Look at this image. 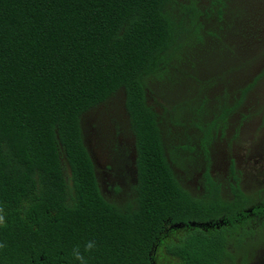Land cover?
<instances>
[{
    "label": "trees",
    "instance_id": "16d2710c",
    "mask_svg": "<svg viewBox=\"0 0 264 264\" xmlns=\"http://www.w3.org/2000/svg\"><path fill=\"white\" fill-rule=\"evenodd\" d=\"M227 8V0L210 10L203 0H0V264H79L72 250L83 252L87 241L96 244L84 253L87 264H156L170 223L192 226L169 247L175 264H236L229 244L252 200L237 188L231 200L218 191L194 197L174 171L188 149L177 137H188L193 123L204 126L210 94L183 120L176 112L184 107L164 106L155 92L188 37L201 43L217 32L212 19L224 20ZM261 78L243 85L242 101ZM119 95L124 116L115 101L108 109ZM222 110L223 118L234 111L229 103ZM91 113L118 131L124 122L133 135L125 205L106 199L99 185L85 142Z\"/></svg>",
    "mask_w": 264,
    "mask_h": 264
},
{
    "label": "rangeland",
    "instance_id": "374dc122",
    "mask_svg": "<svg viewBox=\"0 0 264 264\" xmlns=\"http://www.w3.org/2000/svg\"><path fill=\"white\" fill-rule=\"evenodd\" d=\"M214 1L203 0L204 10L212 9ZM227 5L224 20L220 21L217 16L213 17L217 20L212 19L218 22V31L210 33L201 43L195 41V36L188 37L192 39L190 46L180 55L181 61L177 68L157 84L155 92L158 94V101L164 106L184 107L176 112L184 120L191 117L193 108L207 94H210L209 98L215 105L218 101L216 96L222 91H231L236 95L237 89L241 90L247 81L249 83L253 78L262 76L239 111L242 112L240 115H245H242L244 120L247 116L251 118L249 124L246 125L247 122L244 121V127L241 128L239 115H234L229 123V137L232 138V134L241 130V148L250 151V146H254L256 142V146H264V55H261V52L264 53V0H227ZM204 23L207 24V21ZM207 29L211 31L212 25L207 24ZM245 59L252 61L247 70L242 67ZM154 98L152 94L151 100L154 101ZM114 101L120 105V112L124 116L122 97L117 96L111 104ZM229 105L232 108L236 103L233 101ZM113 107V104L109 105L108 109ZM212 110L213 106L208 105L201 113H211ZM92 115L93 113L87 115L84 133L85 142L98 171L99 185L106 199L125 205L130 201L129 193L134 183L132 173L136 151L133 135L122 121L123 130L118 131L115 124L103 121L98 114V117ZM97 123H101L103 128L92 127ZM259 153L263 154L260 151ZM184 165V171L177 170L181 184L187 189L184 180H188L191 187H198V181L201 180L198 177L200 170L192 176L188 173L194 166L191 167L188 162ZM261 182L260 180L258 184L247 180L249 187L253 189L251 192L260 188ZM116 187L122 190L118 196L112 193ZM250 244H247L250 249H264V232ZM161 257L162 259L157 257L156 264H163L162 260L167 259L165 254Z\"/></svg>",
    "mask_w": 264,
    "mask_h": 264
},
{
    "label": "flooded vegetation",
    "instance_id": "af4514ba",
    "mask_svg": "<svg viewBox=\"0 0 264 264\" xmlns=\"http://www.w3.org/2000/svg\"><path fill=\"white\" fill-rule=\"evenodd\" d=\"M226 92L229 97L224 96ZM242 92V90L237 89L236 95H234L231 91L224 90L216 96L218 103L216 102L215 105L214 103L212 104V100L209 97L207 98V106L211 107L212 105L213 110L211 113H206V116L205 113H202L201 116L203 120L205 118L208 119V124L205 123L206 119L204 126L201 127L197 126L196 123L190 124L191 126L186 131L188 137L183 134L177 137L178 141L181 140L188 145V149H183L179 152L176 162L177 166H175L174 171L178 176L177 170L184 171V167L186 168L184 164L187 162L191 167L194 166L191 168L192 170L189 169L190 173L188 174L193 176V174L198 173V169L200 170L198 177L201 180L198 181V187L196 185L193 188L188 184V180H184L187 183V189H185L194 197L206 198L210 192L215 193L218 191L222 199L231 200L234 198L233 190L237 188L240 193L252 200V204L243 210V213L239 215L236 221L237 231L235 237L230 241L229 248L235 256L236 264H264V249L258 251L255 250V247L250 249L247 246V244L251 245V241H256L264 232V146H256L258 143L256 142L254 146L253 144L250 146V151L241 148V130L232 134V138L229 137L231 129L229 123L235 117L234 115L240 116L241 128L244 127L242 124L244 121L248 125L251 119L247 116L244 120L243 116L245 115H240L242 112L239 111L246 104L249 97L247 96L246 100L242 101ZM233 101L236 106L230 108L234 111L229 113L228 117L223 118L222 108L225 104H230ZM211 128L212 130H209ZM242 147L245 148V146ZM259 151L263 154H260ZM221 159L223 162H221ZM132 175L134 182L135 173L133 172ZM247 180H252L253 183L257 182L258 184H260L261 180L260 188L255 192H251L253 189L249 187ZM191 227L190 224H167L165 231L161 233L159 246L154 250L156 260L157 257L162 259L161 256L165 254L167 259L162 260L163 264H175L176 258L170 254L169 247L173 242H178L183 236L188 234ZM222 227H226L230 231L233 225L225 224ZM214 229H221V227L216 225ZM173 260L175 261L172 263ZM226 264L231 263L227 262Z\"/></svg>",
    "mask_w": 264,
    "mask_h": 264
},
{
    "label": "clouds",
    "instance_id": "9594fccd",
    "mask_svg": "<svg viewBox=\"0 0 264 264\" xmlns=\"http://www.w3.org/2000/svg\"><path fill=\"white\" fill-rule=\"evenodd\" d=\"M0 226H5V217L3 215V208H0ZM4 245L0 244V248H3ZM96 247L95 242L93 241H87L84 244L83 252L81 251V248L79 246L73 248L72 250V256L73 258L79 262V264H87L84 253L91 252Z\"/></svg>",
    "mask_w": 264,
    "mask_h": 264
},
{
    "label": "water",
    "instance_id": "95a60500",
    "mask_svg": "<svg viewBox=\"0 0 264 264\" xmlns=\"http://www.w3.org/2000/svg\"><path fill=\"white\" fill-rule=\"evenodd\" d=\"M194 226V225H193Z\"/></svg>",
    "mask_w": 264,
    "mask_h": 264
}]
</instances>
